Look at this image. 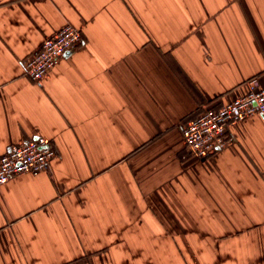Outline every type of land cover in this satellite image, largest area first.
Returning a JSON list of instances; mask_svg holds the SVG:
<instances>
[{
  "label": "crops",
  "instance_id": "0c3cea01",
  "mask_svg": "<svg viewBox=\"0 0 264 264\" xmlns=\"http://www.w3.org/2000/svg\"><path fill=\"white\" fill-rule=\"evenodd\" d=\"M67 22L84 41L41 82L24 61ZM264 85V0H0V264H264V114L206 158L183 126Z\"/></svg>",
  "mask_w": 264,
  "mask_h": 264
},
{
  "label": "built area",
  "instance_id": "2783aa9c",
  "mask_svg": "<svg viewBox=\"0 0 264 264\" xmlns=\"http://www.w3.org/2000/svg\"><path fill=\"white\" fill-rule=\"evenodd\" d=\"M84 41L80 27L67 22L47 37L34 54L24 61L25 75L41 82L67 52ZM248 91L219 107L204 108L194 119L183 126L185 145L197 158H206L229 142L228 126L254 114H264V85L257 76L247 81ZM52 141L36 136L24 143L13 144L0 156V185L22 173H38L50 169V161L57 155Z\"/></svg>",
  "mask_w": 264,
  "mask_h": 264
}]
</instances>
